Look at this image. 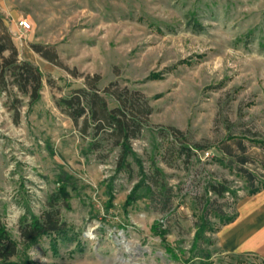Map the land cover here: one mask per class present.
<instances>
[{"label":"rangeland","instance_id":"rangeland-1","mask_svg":"<svg viewBox=\"0 0 264 264\" xmlns=\"http://www.w3.org/2000/svg\"><path fill=\"white\" fill-rule=\"evenodd\" d=\"M2 7L5 26L31 24L15 46L42 76L35 104L16 95V124L14 95H0V218L17 243L12 263L264 264L220 241L251 195L247 175L264 190V0ZM87 77L100 91L138 92L151 109L122 169L118 148L100 141L92 150L91 133L55 104ZM49 210L61 231L23 246L21 221Z\"/></svg>","mask_w":264,"mask_h":264},{"label":"trees","instance_id":"trees-1","mask_svg":"<svg viewBox=\"0 0 264 264\" xmlns=\"http://www.w3.org/2000/svg\"><path fill=\"white\" fill-rule=\"evenodd\" d=\"M35 52L39 53L38 50ZM97 82L98 78L87 77L84 88L72 91L69 97L58 99L55 104L79 129V133H91L92 150L98 148L100 141H107L112 148H118L117 168L122 169L126 166V158L134 155L130 141L138 138L147 125L151 109L138 92L128 94L126 90H111L112 85L100 91ZM41 87L40 70L31 62L19 58L12 35L0 16V95H5L7 100L14 95L8 109L13 112L15 124L20 116L16 104L22 103L16 95L27 98L28 105H33L40 98ZM106 97L111 98L116 105L109 107ZM247 181L249 193L255 194L258 190L253 187L250 175H247ZM62 228L59 214L53 210L30 220L24 219L19 225L22 245L30 246L42 236L59 232ZM17 254V243L10 238L0 218V264H16L11 259Z\"/></svg>","mask_w":264,"mask_h":264},{"label":"crops","instance_id":"crops-1","mask_svg":"<svg viewBox=\"0 0 264 264\" xmlns=\"http://www.w3.org/2000/svg\"><path fill=\"white\" fill-rule=\"evenodd\" d=\"M3 0H0V11L3 12ZM18 18L7 28L12 35L13 43L20 29ZM224 250L231 254H254L264 259V190L257 191L241 199L237 205L235 218L223 226L220 238Z\"/></svg>","mask_w":264,"mask_h":264},{"label":"built area","instance_id":"built-area-1","mask_svg":"<svg viewBox=\"0 0 264 264\" xmlns=\"http://www.w3.org/2000/svg\"><path fill=\"white\" fill-rule=\"evenodd\" d=\"M16 25L22 32H28L29 30H31V24L25 18L18 20Z\"/></svg>","mask_w":264,"mask_h":264}]
</instances>
